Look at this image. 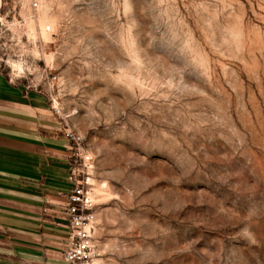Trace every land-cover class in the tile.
<instances>
[{
    "label": "rangeland",
    "instance_id": "rangeland-1",
    "mask_svg": "<svg viewBox=\"0 0 264 264\" xmlns=\"http://www.w3.org/2000/svg\"><path fill=\"white\" fill-rule=\"evenodd\" d=\"M0 71L84 137L97 264H264V0H0Z\"/></svg>",
    "mask_w": 264,
    "mask_h": 264
},
{
    "label": "crops",
    "instance_id": "crops-1",
    "mask_svg": "<svg viewBox=\"0 0 264 264\" xmlns=\"http://www.w3.org/2000/svg\"><path fill=\"white\" fill-rule=\"evenodd\" d=\"M69 127L45 92L0 71V264H69Z\"/></svg>",
    "mask_w": 264,
    "mask_h": 264
},
{
    "label": "built area",
    "instance_id": "built-area-1",
    "mask_svg": "<svg viewBox=\"0 0 264 264\" xmlns=\"http://www.w3.org/2000/svg\"><path fill=\"white\" fill-rule=\"evenodd\" d=\"M57 77L50 78L49 85L53 87ZM50 102L55 114L62 116L59 102L55 97H50ZM67 136L72 143V164L69 180L73 187L68 195L66 212L68 214V227L70 228L69 245L64 251V258L69 264H97L100 251L93 238V197L89 189L93 169V157L84 146V137L75 132L72 127L67 129Z\"/></svg>",
    "mask_w": 264,
    "mask_h": 264
}]
</instances>
